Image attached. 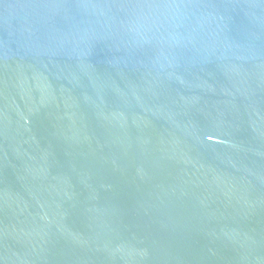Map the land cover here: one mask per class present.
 <instances>
[{"label": "water", "instance_id": "obj_1", "mask_svg": "<svg viewBox=\"0 0 264 264\" xmlns=\"http://www.w3.org/2000/svg\"><path fill=\"white\" fill-rule=\"evenodd\" d=\"M0 264H264V0H0Z\"/></svg>", "mask_w": 264, "mask_h": 264}]
</instances>
